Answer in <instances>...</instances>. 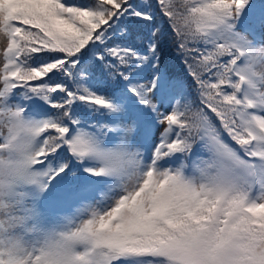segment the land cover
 I'll return each instance as SVG.
<instances>
[{
  "label": "snow or ice",
  "instance_id": "snow-or-ice-1",
  "mask_svg": "<svg viewBox=\"0 0 264 264\" xmlns=\"http://www.w3.org/2000/svg\"><path fill=\"white\" fill-rule=\"evenodd\" d=\"M0 264H264V0H0Z\"/></svg>",
  "mask_w": 264,
  "mask_h": 264
},
{
  "label": "trees",
  "instance_id": "trees-1",
  "mask_svg": "<svg viewBox=\"0 0 264 264\" xmlns=\"http://www.w3.org/2000/svg\"><path fill=\"white\" fill-rule=\"evenodd\" d=\"M66 3L73 4V3H79L82 2V0H65ZM162 28L167 30V25H162ZM137 31L134 29V32ZM164 51H163V59L167 63L169 69L182 77H184L189 84H191V78L188 77L184 71V65L179 61L177 58V53L175 51V46L171 43L170 40H167L163 45ZM195 95L193 90V96Z\"/></svg>",
  "mask_w": 264,
  "mask_h": 264
},
{
  "label": "rangeland",
  "instance_id": "rangeland-1",
  "mask_svg": "<svg viewBox=\"0 0 264 264\" xmlns=\"http://www.w3.org/2000/svg\"><path fill=\"white\" fill-rule=\"evenodd\" d=\"M159 133H157V135H158Z\"/></svg>",
  "mask_w": 264,
  "mask_h": 264
}]
</instances>
